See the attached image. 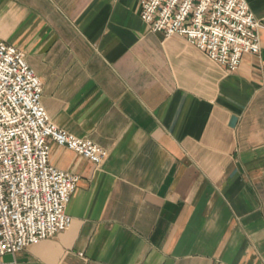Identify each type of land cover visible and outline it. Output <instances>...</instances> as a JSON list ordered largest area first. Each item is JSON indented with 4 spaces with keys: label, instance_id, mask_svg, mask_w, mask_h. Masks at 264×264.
<instances>
[{
    "label": "crops",
    "instance_id": "0c3cea01",
    "mask_svg": "<svg viewBox=\"0 0 264 264\" xmlns=\"http://www.w3.org/2000/svg\"><path fill=\"white\" fill-rule=\"evenodd\" d=\"M259 52L233 71L149 31L138 0H0V41L23 54L53 124L106 151L78 175L67 229L0 264H264V0Z\"/></svg>",
    "mask_w": 264,
    "mask_h": 264
},
{
    "label": "built area",
    "instance_id": "2783aa9c",
    "mask_svg": "<svg viewBox=\"0 0 264 264\" xmlns=\"http://www.w3.org/2000/svg\"><path fill=\"white\" fill-rule=\"evenodd\" d=\"M149 31L178 35L233 71L259 52V22L245 0H138ZM41 83L23 54L0 41V255L68 228L65 208L78 175L54 167L49 141L98 165L105 149L56 127L40 104Z\"/></svg>",
    "mask_w": 264,
    "mask_h": 264
}]
</instances>
